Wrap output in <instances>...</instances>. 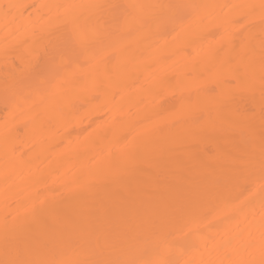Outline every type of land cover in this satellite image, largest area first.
Wrapping results in <instances>:
<instances>
[{"label": "bare ground", "instance_id": "6f19581e", "mask_svg": "<svg viewBox=\"0 0 264 264\" xmlns=\"http://www.w3.org/2000/svg\"><path fill=\"white\" fill-rule=\"evenodd\" d=\"M0 264H264V0H0Z\"/></svg>", "mask_w": 264, "mask_h": 264}]
</instances>
